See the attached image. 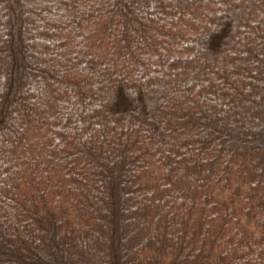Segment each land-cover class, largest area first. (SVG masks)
Instances as JSON below:
<instances>
[{
  "label": "trees",
  "instance_id": "16d2710c",
  "mask_svg": "<svg viewBox=\"0 0 264 264\" xmlns=\"http://www.w3.org/2000/svg\"><path fill=\"white\" fill-rule=\"evenodd\" d=\"M0 264H264V0H0Z\"/></svg>",
  "mask_w": 264,
  "mask_h": 264
}]
</instances>
